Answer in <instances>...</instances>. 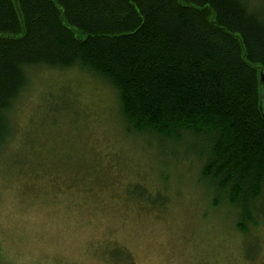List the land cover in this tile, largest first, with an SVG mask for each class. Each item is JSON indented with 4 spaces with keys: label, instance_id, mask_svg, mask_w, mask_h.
<instances>
[{
    "label": "rangeland",
    "instance_id": "rangeland-1",
    "mask_svg": "<svg viewBox=\"0 0 264 264\" xmlns=\"http://www.w3.org/2000/svg\"><path fill=\"white\" fill-rule=\"evenodd\" d=\"M28 77L0 158V264H264V192L239 226L244 210L202 177L189 134L129 131L109 86L82 69ZM135 184L154 209L130 199Z\"/></svg>",
    "mask_w": 264,
    "mask_h": 264
},
{
    "label": "trees",
    "instance_id": "trees-1",
    "mask_svg": "<svg viewBox=\"0 0 264 264\" xmlns=\"http://www.w3.org/2000/svg\"><path fill=\"white\" fill-rule=\"evenodd\" d=\"M39 67L96 76L129 131L189 134L204 147L202 177L244 210L239 226L254 222L264 192V0H0V158L16 135L15 101ZM140 187L128 196L154 209ZM112 258L129 261L120 250Z\"/></svg>",
    "mask_w": 264,
    "mask_h": 264
},
{
    "label": "water",
    "instance_id": "water-1",
    "mask_svg": "<svg viewBox=\"0 0 264 264\" xmlns=\"http://www.w3.org/2000/svg\"><path fill=\"white\" fill-rule=\"evenodd\" d=\"M261 87H262V96H261L260 110L262 113V117L264 119V74H261Z\"/></svg>",
    "mask_w": 264,
    "mask_h": 264
}]
</instances>
